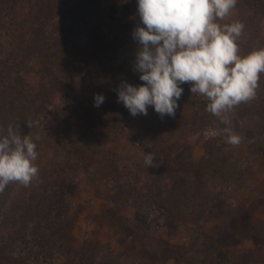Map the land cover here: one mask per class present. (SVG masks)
I'll return each instance as SVG.
<instances>
[{
    "label": "rangeland",
    "instance_id": "rangeland-1",
    "mask_svg": "<svg viewBox=\"0 0 264 264\" xmlns=\"http://www.w3.org/2000/svg\"><path fill=\"white\" fill-rule=\"evenodd\" d=\"M256 2L238 0L218 21L244 23L242 56L264 48V0ZM58 4L0 0V13L13 10L22 23L50 19L32 29V38L19 29L17 41L54 48L53 38L42 34L51 22H64ZM129 25L110 38L118 26L107 16L92 29L94 52H80L68 67L55 63L60 73L48 69L56 80L32 119L26 116L35 99L29 106L11 99L19 82L38 86L31 62L22 61L10 82L0 81V128L7 119L28 123L39 169L28 186L10 182L0 191V213L8 202L5 224L15 236L14 242L0 238V264H264V73L255 99L222 114L227 123L183 94L174 117L162 118L152 107L134 117L116 91L124 81L144 83L134 71L138 45ZM11 42L0 34L1 48L12 49ZM116 56L124 65L103 67ZM96 94L106 97L101 107L94 106ZM225 129L239 134L241 144L226 143ZM146 153L155 157L154 166L144 163ZM187 190L195 202L189 212ZM170 206L174 219L167 215ZM25 236L40 239L47 262L15 247Z\"/></svg>",
    "mask_w": 264,
    "mask_h": 264
},
{
    "label": "clouds",
    "instance_id": "clouds-1",
    "mask_svg": "<svg viewBox=\"0 0 264 264\" xmlns=\"http://www.w3.org/2000/svg\"><path fill=\"white\" fill-rule=\"evenodd\" d=\"M140 23L132 36L138 48L134 71L144 83L122 82L117 99L132 116L147 115L149 108L162 118L175 116L189 83L192 94L208 101L207 111L217 117L241 103L256 98L264 73V48L241 55L239 38L242 21L221 24L238 0H136ZM106 97L96 94L94 106L101 107ZM30 125V124H29ZM244 122L241 121V127ZM225 141L238 146L242 137L225 129ZM37 145L28 135L9 126L0 136V191L10 183L28 186L38 175ZM144 163L155 165L146 153Z\"/></svg>",
    "mask_w": 264,
    "mask_h": 264
},
{
    "label": "trees",
    "instance_id": "trees-1",
    "mask_svg": "<svg viewBox=\"0 0 264 264\" xmlns=\"http://www.w3.org/2000/svg\"><path fill=\"white\" fill-rule=\"evenodd\" d=\"M254 1V0H250ZM256 2V0H255ZM254 6L260 8V3L258 1ZM10 16L5 13L4 15L0 13V34L8 36L14 43L11 42V47L3 49L0 47V81L7 79L8 82L12 80L13 72L21 65L22 61L31 62L32 68L40 75V82L38 86H32L29 83L26 85L24 82L23 85L19 82L15 87V95L11 99H15L17 104L20 99H25L30 105V102L35 99V104L32 106V111L27 114V118L32 119L33 114H41L43 111L42 106L45 101H47V94L49 92V86L56 77L53 74V78H50L52 75L51 72H48V69L52 68L53 70L60 73L62 70L55 64L61 62L64 66L68 67L71 63L75 62V58H78L80 52L87 53L94 52L93 46V28H98L103 20L107 17H111V22H115L118 26L116 28V33L109 35L110 38H118V30L121 28L123 23H131L133 27H136L140 21L137 13V2L136 0H113L112 3H107V0H59L57 7L58 18L62 17L64 22H51L48 29L43 31L42 35H49L53 38L55 42V47H49L47 45H38V46H24L19 41L18 30L22 29L26 31L28 38H32L33 34L30 32L34 27L45 28L46 25L50 22V19L41 17L36 18L29 23H22L16 17V12L11 10ZM3 18L10 19V23L7 24ZM130 28L134 30L131 26ZM28 27V28H27ZM118 29V30H117ZM41 35V36H42ZM92 44V45H91ZM91 45V46H90ZM125 59L120 60L118 56L115 57V60L110 63H104L103 67L116 69L122 64L124 65ZM70 62V63H69ZM45 77V79H43ZM12 85V84H11ZM186 89V86L183 85L184 92L183 95L188 96L196 102V99H200V103L203 102L207 106V99L199 94H192L190 87ZM70 88L64 84L62 92L66 95L67 91ZM39 96H36L38 94ZM47 104V103H45ZM197 104V102H196ZM48 105V104H47ZM18 105L14 106V110H17ZM72 113V112H71ZM20 124V125H19ZM4 129L2 136L7 134L9 126H12L15 131H22L23 134H29L28 123H17V122H8L6 120L4 124ZM185 212L191 211L194 208V201L191 200L192 196L190 190H187L185 193ZM195 198V196H194ZM169 205V204H168ZM166 204V206H168ZM10 205L8 202L2 206V212L0 213V238H5L11 242L15 241V236L13 235L10 228L5 224V214L9 209ZM169 207V206H168ZM170 208H172L170 206ZM174 209L167 211L169 218L174 219L172 212ZM16 238V248H19V245L25 250L24 253L32 255L41 259L42 261L47 262V252L45 251L44 246L42 245L40 239L37 236L29 237L25 236L19 239Z\"/></svg>",
    "mask_w": 264,
    "mask_h": 264
}]
</instances>
